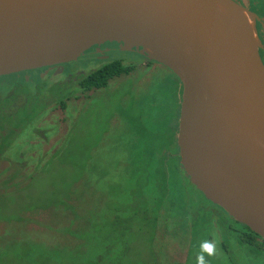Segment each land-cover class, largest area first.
Listing matches in <instances>:
<instances>
[{
  "label": "water",
  "instance_id": "95a60500",
  "mask_svg": "<svg viewBox=\"0 0 264 264\" xmlns=\"http://www.w3.org/2000/svg\"><path fill=\"white\" fill-rule=\"evenodd\" d=\"M105 43L178 78L186 174L264 240V64L255 16L231 0H0V78L62 67Z\"/></svg>",
  "mask_w": 264,
  "mask_h": 264
},
{
  "label": "rangeland",
  "instance_id": "374dc122",
  "mask_svg": "<svg viewBox=\"0 0 264 264\" xmlns=\"http://www.w3.org/2000/svg\"><path fill=\"white\" fill-rule=\"evenodd\" d=\"M85 57L68 67V75L87 74L115 60L135 66L136 70L129 76L114 80L110 85L111 90L76 92L66 110L59 105L50 107L36 121L35 127L23 130L19 135L21 138L16 141L11 158L18 153L26 154L29 158L52 153L70 128L76 142L90 138L97 146L92 151L93 159L88 165L87 177L73 196L69 187L78 177L76 170L52 165L45 175L24 187L19 196L10 195L4 200L2 207L7 209L0 210V217L14 210L42 207L50 202L56 208L51 212L27 213L23 222L0 223V264H98L91 262L97 259L96 256H104L107 251L111 253L108 256L113 255L114 258H102L99 264H153L150 231H142L138 224H133L135 230L128 238L121 234V243L116 239L115 244L118 233L111 236V223L114 220H111L109 213L115 209L114 202L119 199H114V195H121L120 190L124 187L125 170L120 166L131 157L129 143L133 135L129 126L119 121V112L121 109L123 115H130V111L150 108L153 110V120L162 116L173 125L180 117L182 85L167 68L157 63L148 64L138 54L111 50L102 60ZM11 80L16 82L0 80V97L13 90L14 86L20 88L18 91L25 92L35 91L39 85L24 86L18 79ZM112 117L111 128L107 131L104 125ZM98 122L101 126L96 124ZM5 167V162L0 163V175ZM174 182L173 208L164 212L170 222L161 224L158 240L154 244L159 249H155L158 255L162 252L167 254L162 257V264L185 263L190 245L189 234L183 233L188 230L183 228L186 217L183 211L178 210L186 199L177 179ZM69 194L74 199L71 202L78 215L82 216L85 210L86 217H80L84 220L82 224L76 223L78 216L75 218L59 210L58 205ZM214 209L217 214L218 208ZM218 211L222 213L220 209ZM86 223L89 226L80 232L79 229ZM82 238L89 240V246L84 245ZM109 242L111 245L107 249Z\"/></svg>",
  "mask_w": 264,
  "mask_h": 264
},
{
  "label": "trees",
  "instance_id": "16d2710c",
  "mask_svg": "<svg viewBox=\"0 0 264 264\" xmlns=\"http://www.w3.org/2000/svg\"><path fill=\"white\" fill-rule=\"evenodd\" d=\"M72 64L73 62L62 65V67L68 72V67ZM44 70L0 78V80L11 82H16L11 79H18L20 83L25 84L24 86L39 84L35 91L24 90L25 92L18 91L20 88L14 86L13 90L2 95L3 99H1L2 96L0 97V162L4 160V154L21 138L19 135L22 131L31 129L50 107L59 105L60 108L66 110L69 100L76 92L89 93L110 89L114 80L131 75L136 67L125 65L121 60H115L105 63L92 72L71 78L66 74L54 75L52 72L42 77ZM23 76H28L29 80L26 81ZM50 82H52L51 85ZM12 103H14L13 106ZM119 113L121 114L119 121L129 126L133 135L131 136L132 142L129 143L131 157L120 166L125 170L124 187L120 190L121 195L112 196L114 199H119L114 202L115 209L109 213L111 220H114L111 223V236L113 233L119 234L115 237V244L116 239H119L121 243V234L128 238L129 234L135 230L132 225L138 224L140 230L150 231L152 234L150 242L153 246V264L164 263L162 257H166L167 254L162 252L158 255L156 250L159 249L154 244L155 240H158L161 224L170 222L164 212L168 211V208H173L171 205L173 203L171 198L174 197L172 189L177 179L186 199L178 207V210L183 211L186 217L183 228H188V230L183 233H188L190 238L187 259L183 264H196V258L201 254L200 245L205 241L214 245V252L211 256L204 253L207 264H262L264 262V240L208 201L186 174L179 156V118L177 117L176 122L170 125L168 120L162 116L153 120V110L150 108L130 111V115H123L120 109ZM113 117L107 125H104V127L107 126V131L111 128ZM96 124L100 125V122ZM95 146L97 145L90 138L76 142L72 138L70 128L52 153L40 155V158H29L21 154L5 162V170L0 175V210L7 209V207H2L6 198L10 195L19 196L24 187L45 175L44 173L52 165L76 170L78 177L69 187L71 195L76 194L78 186L87 177L88 165L93 159L92 151ZM71 195L69 194L68 198H64L61 205H58L59 210L64 214H72L75 218L78 216L75 221L82 224L84 220L80 217H86L85 210L82 216L78 215L76 207L71 202L74 200ZM52 205L50 202L42 207L8 212L7 215L0 217V223L23 222L25 214L51 212L50 210L56 208V205ZM214 207L218 208L217 214ZM219 209L222 213L218 211ZM87 225L86 223L79 229L80 232ZM82 241L84 245L89 246L88 239L82 238ZM110 245L109 242L106 248H110ZM127 248L128 239L125 241V249ZM110 254V251H107L104 256H96L97 259L91 263H100L102 258L113 259V255L108 256Z\"/></svg>",
  "mask_w": 264,
  "mask_h": 264
},
{
  "label": "flooded vegetation",
  "instance_id": "af4514ba",
  "mask_svg": "<svg viewBox=\"0 0 264 264\" xmlns=\"http://www.w3.org/2000/svg\"><path fill=\"white\" fill-rule=\"evenodd\" d=\"M231 1L234 2L235 4H237L238 6L245 8L247 11L251 12L255 16V29H256V33H257V36H258V39L260 42L259 53H260V57H261L263 64H264V0H231ZM123 48H124L123 44L105 43L101 46H95L92 49L88 50L87 53H94V55L92 57H86V59L102 60L103 58L107 57V55L111 52V50H116V51L120 50L121 52H124V53L137 54L135 52L122 51ZM138 55L141 56L142 59L145 62H147L148 64L154 63V62L147 60L142 55H140V54H138ZM44 69H47V70H44ZM44 69H41V70H44L43 73L41 74L42 77L47 76L51 72L55 75H57V74L68 75V72H66L64 67L55 66L52 68H44ZM80 74H83V73L80 72V73H76L75 75H68V76L71 78L72 76H78ZM23 79H25L26 81L29 80L28 76H23ZM93 92H96V91H92L89 93H93ZM39 120H37V121H39ZM33 127H35V126H33ZM33 127H31V128H33ZM27 130H29V128ZM13 147L14 146H12V148L4 154V156H3L4 160L0 163L8 162L9 160L14 159V158L10 157L11 152L13 150ZM20 155H21V153H18L17 156L19 157ZM41 155H43V153H41Z\"/></svg>",
  "mask_w": 264,
  "mask_h": 264
},
{
  "label": "clouds",
  "instance_id": "9594fccd",
  "mask_svg": "<svg viewBox=\"0 0 264 264\" xmlns=\"http://www.w3.org/2000/svg\"><path fill=\"white\" fill-rule=\"evenodd\" d=\"M201 248V254L197 256L196 258V264H207L204 253H207L209 256H211L214 252V245L211 242H202L200 245Z\"/></svg>",
  "mask_w": 264,
  "mask_h": 264
},
{
  "label": "bare ground",
  "instance_id": "6f19581e",
  "mask_svg": "<svg viewBox=\"0 0 264 264\" xmlns=\"http://www.w3.org/2000/svg\"><path fill=\"white\" fill-rule=\"evenodd\" d=\"M217 4L219 8L221 9V11L223 12V14H225L228 18L232 19L233 16H232V12L230 8L221 3H217Z\"/></svg>",
  "mask_w": 264,
  "mask_h": 264
}]
</instances>
